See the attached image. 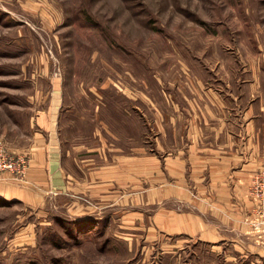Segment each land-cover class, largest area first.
I'll use <instances>...</instances> for the list:
<instances>
[{
  "label": "rangeland",
  "instance_id": "obj_1",
  "mask_svg": "<svg viewBox=\"0 0 264 264\" xmlns=\"http://www.w3.org/2000/svg\"><path fill=\"white\" fill-rule=\"evenodd\" d=\"M251 70L264 75V0H0V148L26 166L0 175L25 180L35 119L56 87L64 160L92 166L140 138L139 119L126 112L128 91L158 98L177 77L210 82ZM156 107L150 102V143ZM53 201L0 198V264H264L252 249L264 239L250 233L242 252L230 244L226 253L149 255L143 240L130 248L124 237L133 231L118 220L110 229L71 222L65 200ZM252 228L264 231V218ZM111 231L119 237L112 242Z\"/></svg>",
  "mask_w": 264,
  "mask_h": 264
},
{
  "label": "crops",
  "instance_id": "obj_2",
  "mask_svg": "<svg viewBox=\"0 0 264 264\" xmlns=\"http://www.w3.org/2000/svg\"><path fill=\"white\" fill-rule=\"evenodd\" d=\"M209 80L177 77L173 90L158 98L143 90L125 93L140 138L108 149L106 161L92 166L64 160L56 87L52 105L36 116L25 180L0 175V198L35 204L63 198L66 220L93 219L109 229L118 220V227L133 231L124 237L130 248L143 240L149 255H194L198 247L226 253L230 244L242 252L244 233L264 239V231L252 228L258 204L251 195L253 177L264 171V75L251 70ZM154 100L150 143L146 120ZM115 237L111 231V242ZM261 242L252 248L256 255H264Z\"/></svg>",
  "mask_w": 264,
  "mask_h": 264
},
{
  "label": "built area",
  "instance_id": "obj_3",
  "mask_svg": "<svg viewBox=\"0 0 264 264\" xmlns=\"http://www.w3.org/2000/svg\"><path fill=\"white\" fill-rule=\"evenodd\" d=\"M25 160L20 157H13L0 148V173L11 172L21 174L24 171ZM23 173V172H22ZM251 195L258 204L257 215L264 218V171L257 173L251 183Z\"/></svg>",
  "mask_w": 264,
  "mask_h": 264
},
{
  "label": "trees",
  "instance_id": "obj_4",
  "mask_svg": "<svg viewBox=\"0 0 264 264\" xmlns=\"http://www.w3.org/2000/svg\"><path fill=\"white\" fill-rule=\"evenodd\" d=\"M75 226L81 228L82 225L81 224L80 225L76 224Z\"/></svg>",
  "mask_w": 264,
  "mask_h": 264
}]
</instances>
